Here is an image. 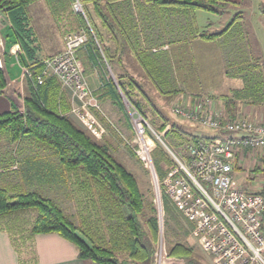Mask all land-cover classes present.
I'll return each instance as SVG.
<instances>
[{
	"label": "trees",
	"instance_id": "trees-1",
	"mask_svg": "<svg viewBox=\"0 0 264 264\" xmlns=\"http://www.w3.org/2000/svg\"><path fill=\"white\" fill-rule=\"evenodd\" d=\"M38 1L41 0H0V14L8 18L35 76L43 69V59L37 57L39 47L28 8ZM42 1L50 12L63 11L76 17L70 31L86 27L85 20L72 10L73 0ZM80 2L96 41L101 44L103 29L115 46V55L102 46V56L89 34L87 43L81 47L86 49L93 65L110 66L112 73H116L117 87L111 77H105L98 101L110 100L120 108L123 95L146 117L144 108L136 101L137 94L143 93L142 88L131 76L117 71L116 64L132 52L151 85L168 100L182 91L168 52L153 49L199 39L218 44L224 76L242 83L241 88L214 98L222 103L224 117L235 118L240 105L264 107V65L261 57L256 56L257 42L250 38L242 13H235L218 32L199 30L196 25L195 11L223 15L236 3L227 0ZM258 12L264 18V2ZM22 86L23 111L0 114V141H5L4 150L0 147V232L8 234L18 255V264H36L35 256L29 257V253H34L32 243L37 234L59 235L75 245L79 259L95 264H153L157 236L154 208L150 205V213H145L144 195L135 177L106 146L98 144L67 117L70 101L57 79L50 78L36 85L24 76ZM5 87L0 69V94ZM199 96H193L192 101ZM156 112L162 118L157 130L170 126L163 136L168 146L180 148L210 139L186 131ZM129 152L136 158L130 148ZM151 157L158 177L163 180L173 167L171 161L159 145ZM257 170L263 179L257 193L264 199V151ZM74 200L78 207L70 214L67 208ZM164 209L167 235L177 237L179 231L186 234L187 222L183 224L167 199ZM27 211L35 212L31 224L26 222ZM187 226L192 228L190 223ZM192 254L193 249L181 241H170L168 256L174 260L196 264Z\"/></svg>",
	"mask_w": 264,
	"mask_h": 264
},
{
	"label": "built area",
	"instance_id": "built-area-1",
	"mask_svg": "<svg viewBox=\"0 0 264 264\" xmlns=\"http://www.w3.org/2000/svg\"><path fill=\"white\" fill-rule=\"evenodd\" d=\"M71 7L85 20L86 27L68 34L63 50L42 60L43 69L39 74L35 76L31 67L26 66L23 77L36 85L50 78L57 79L61 88L73 95L71 114L78 118L81 126L98 136L95 120L91 117V109L99 110L98 101L77 60L78 49L87 43L89 34L93 37L94 34L80 0H73ZM122 99L137 142L139 159L152 172L150 151L153 141L157 140L175 162L173 173L181 172L178 176L171 174L163 187L191 224L197 244L212 263L264 264V199L257 192L237 186L233 171L238 158L264 150V123L245 116L225 118L216 110L214 101L204 95L194 101H177L172 108L176 117L215 131L209 140L178 148L182 156L177 157L163 139L170 126L167 125L163 133L157 132L123 95ZM162 218L159 210L161 241L154 264H167L168 261L162 244Z\"/></svg>",
	"mask_w": 264,
	"mask_h": 264
},
{
	"label": "rangeland",
	"instance_id": "rangeland-1",
	"mask_svg": "<svg viewBox=\"0 0 264 264\" xmlns=\"http://www.w3.org/2000/svg\"><path fill=\"white\" fill-rule=\"evenodd\" d=\"M250 1V0H249ZM252 2V0H251ZM256 2V3H255ZM264 2V0H263ZM263 2L261 4H263ZM255 3V4H254ZM254 3L250 4L248 2H245L242 7H240L239 4H236V6L229 7L228 11L225 12L223 15H216L205 11H196L195 12V20L196 25L199 27L200 30H209L210 32H218L221 31L232 19L233 15L237 12L242 13L244 24L246 25V28L248 29V32L250 34V38L252 40H256L257 46H256V56L261 57L262 63L264 65V18L259 14V12L250 13L254 11V8L257 7L258 3L257 1H254ZM259 5V7L261 6ZM42 7V4H37ZM258 7V10H259ZM48 9V11H47ZM87 9L89 12L92 11L91 6H88ZM46 11L49 13V15L46 17V20L44 22H41L37 20L36 15L34 16V25L36 30L40 31H50L52 33H58L61 34V31L69 30L70 25L75 23V18L70 17L68 12L63 11H57L55 13L50 12L49 8L46 6ZM245 12V13H244ZM34 14V13H33ZM40 13H38L39 15ZM55 15V16H54ZM6 17V16H5ZM6 36L5 39L8 44L12 45L15 49V56L18 58V62L22 70L24 67L29 66V62H27L24 58L23 52L18 44L15 32L12 30L10 24L8 23V18L6 17ZM94 20L98 23V19L94 17ZM71 21V22H70ZM76 26V25H75ZM72 26V27H75ZM94 32V31H93ZM53 35V34H52ZM67 36V35H66ZM65 36V38H66ZM54 37V36H53ZM64 38V39H65ZM218 45V44H217ZM101 54L103 56V53L101 51ZM191 56V53H190ZM46 59V58H45ZM44 60V59H43ZM194 71H196L194 69ZM111 75V74H110ZM113 80V83L116 86L117 81L114 77L111 78ZM116 81V82H115ZM23 84V82H22ZM143 93L137 94L136 101H138L142 107L144 108V113L146 115V119L148 123L151 125L153 129H155L159 133H163V131L157 130V127H159L162 123V118H160L156 112L158 110L162 113V115L168 119H170L171 122H175L178 125H181L185 130L193 131L198 135L202 136H210L214 135L215 131L199 126L197 124H194L188 120L180 119L176 117L172 113V108L177 102L178 98L177 96L170 98L166 100L165 97L161 96L158 91L154 88V86L145 83H141ZM23 89V87H22ZM62 89V88H61ZM117 89V88H116ZM68 96L69 101H72V93L68 90L62 89ZM92 91V90H91ZM145 91V92H144ZM146 93V97H144ZM225 89H222L219 94H224ZM94 95V94H93ZM23 96V95H22ZM19 103L20 105L22 103L21 95H20ZM122 99V98H121ZM177 100V101H176ZM181 101L183 99H180ZM214 100V99H213ZM98 101V99H97ZM106 101V100H105ZM109 101L119 112L120 114H124L123 110L127 115V109L126 105L123 102L122 99V105L120 108H118L116 105H114L110 100ZM184 101V100H183ZM187 101V100H186ZM100 101H98L99 110L98 109H91V117L93 120H95V126L97 128L95 129V132H98V136L92 134L89 130H86L83 126H81L78 118H76L74 115L71 114V111L69 110L67 117L82 131L89 134L91 137L94 138V140L100 144L106 146L110 152L114 155V157L126 168L128 172H130L136 179L138 183V187L141 191V193L144 195V202H145V213L148 215L150 213V205L154 208V217L156 218V227H157V236L156 241L154 242V253H153V264H154V257L156 252H158V246L161 241L160 239V225H159V219H158V212L160 210L162 216H163V225H162V244H163V251L166 252V259L167 264H186L183 261L180 260H174L175 258H171L168 256V246L170 241H181L185 246L188 248L193 249V259L196 261V264H213L211 261V258L206 255L201 249V247L197 244L193 234H192V228L188 227V221L183 216L181 211H179V208L176 206V204L173 202L171 197H169L165 191V188L163 187V182L171 175L174 174L176 176L180 175L181 172L178 170L177 173H173L175 170V162L172 159L171 156L168 155L166 151L164 153L166 154L167 158L172 163V169H170L166 175V177L163 180H160V178L157 175L156 168L154 165V161L152 159L153 165H152V172L140 159L139 156L136 154V151L138 149L137 142L135 141V135L133 132H131V129L128 127L127 119L126 123L127 125L120 126L116 125V122H113L112 117L109 115L105 107H101ZM104 102V100L102 101ZM216 102V103H215ZM214 104L216 106V110H220V112L224 114V108L221 103V106L219 105V101L214 100ZM240 110L237 113L236 117L238 116H245L250 119H255L257 122L264 123V107H261L257 110L249 109L246 111V106L240 105ZM128 108V107H127ZM129 110L130 107L128 108ZM100 110L103 111V113H100ZM250 112V113H249ZM129 120V118H128ZM116 123V124H115ZM130 123V121H129ZM180 123V124H179ZM169 126V125H168ZM166 128V127H165ZM101 133V134H100ZM165 134V133H164ZM100 135V136H99ZM153 146L150 151L152 153L157 145L160 146L157 140L153 141ZM0 147H2V150H4L5 147V141H0ZM161 147V146H160ZM177 157L182 156V151L178 148H174L171 146H168ZM183 147V146H182ZM129 148L133 150L135 153V156H132L129 152ZM181 148V147H180ZM262 151H257L255 153L246 154L243 156V158H238L233 171H234V180L239 187H243L248 191L252 192H258L261 188L262 184V174L259 173V171H256V168L260 166V157L262 155ZM2 154V152H0ZM152 158V157H151ZM167 199L171 207L176 210V212L181 216V221L183 224L187 222L185 225V228L187 229L186 234H183L181 231L178 232L177 237H173L171 235H167L166 232V226H165V218L166 213L164 209V200ZM77 203L74 200L70 208H67L68 212L71 214H74L75 208H77ZM25 213L27 214L26 222L28 224H31L33 222V219L35 217L34 211H27ZM24 217V216H23Z\"/></svg>",
	"mask_w": 264,
	"mask_h": 264
},
{
	"label": "crops",
	"instance_id": "crops-1",
	"mask_svg": "<svg viewBox=\"0 0 264 264\" xmlns=\"http://www.w3.org/2000/svg\"><path fill=\"white\" fill-rule=\"evenodd\" d=\"M227 1L239 4L240 7H242L245 2L252 4L254 1H257L258 6L250 13H258V7L263 2V0H252V2L251 0ZM37 4H42V7ZM47 11L46 4L42 0L30 5L28 8L31 26L35 32L39 47L37 51L38 59H47L60 53L64 47L65 36L76 32L77 30L74 29L70 31L71 28H69V30H65L68 32L65 33L63 30L61 31V34L36 30L33 23L34 16L36 15V18L40 21V23L44 22L46 17L49 15ZM38 13L40 14L38 15ZM6 20L5 15L0 14V69L3 72L6 81V87L4 88L2 94H0V114L12 112L14 110L19 112L23 111V104L20 105L19 103V97L21 95L22 99L23 95V70L19 65L18 58L15 56L14 47L4 40L6 36L5 29L7 27L5 25L7 22ZM77 25L76 21V26ZM101 34L103 36L101 44L96 41L100 52L103 46L105 48H109L112 55H115L113 53V51H115V46L109 41L107 33L101 29ZM156 49L166 51L170 56L177 83L182 91L181 94L176 95V99L178 98V101H181L180 99H183L184 101H192V97L196 95H204L214 99L220 95L228 94L232 89H239L242 86L239 79H231L224 76L223 61L216 42H203L199 39H193L191 41H180L175 44H167L162 48H155L153 51H157ZM24 58L27 61L25 55ZM77 60H79L83 65L82 72L85 76L88 87L92 90L94 96L98 98V96H100V90H102V84L105 77L109 76L116 79V73H112L110 66H106L105 68L99 63L93 65L88 56V52L84 47L78 49ZM116 67L117 71H120V73L131 76L140 85V87H142V82H147V84L150 82L146 77L144 69L141 67L139 61L132 52L127 53L123 61L120 64H116ZM194 69L196 71H194ZM222 89H225V93L219 94ZM99 101L101 107H105L109 115L112 117L113 122L117 123H115L117 126L120 125L124 127V125H127L128 123V127L132 132L131 125L124 110V114L121 115L109 101ZM219 105L221 106V102H219ZM249 109L257 110L253 107L246 106V111ZM239 110L240 107H238V112ZM100 113H103V111L100 110ZM186 131L194 135H198L193 131ZM211 136H213V134L208 137ZM32 247L34 253H29V257L35 256L36 264H95L89 260L79 259L75 245L57 234L35 235ZM26 257H28V255H26ZM0 264H18V255L11 245L8 234L5 232H0Z\"/></svg>",
	"mask_w": 264,
	"mask_h": 264
}]
</instances>
